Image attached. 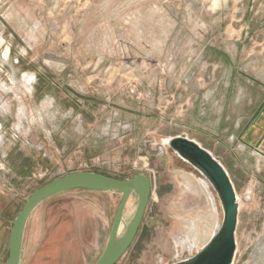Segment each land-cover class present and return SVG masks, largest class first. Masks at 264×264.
Instances as JSON below:
<instances>
[{
  "label": "rangeland",
  "instance_id": "obj_1",
  "mask_svg": "<svg viewBox=\"0 0 264 264\" xmlns=\"http://www.w3.org/2000/svg\"><path fill=\"white\" fill-rule=\"evenodd\" d=\"M0 45V264L31 192L84 171L152 182L115 264L194 255L222 211L210 186L217 210L206 189L197 197L188 187L184 177L202 176L165 143L177 135L208 150L233 183L232 264H264V156L240 137L264 82V0H0ZM120 197L45 198L25 223L19 264H94ZM136 204L132 192L124 223Z\"/></svg>",
  "mask_w": 264,
  "mask_h": 264
},
{
  "label": "water",
  "instance_id": "obj_2",
  "mask_svg": "<svg viewBox=\"0 0 264 264\" xmlns=\"http://www.w3.org/2000/svg\"><path fill=\"white\" fill-rule=\"evenodd\" d=\"M168 147L191 165L214 190L221 207L222 218L208 241L196 253L172 264H232L235 250V230L238 222V198L224 166L198 142L177 135L165 140ZM152 182L143 174L118 179L95 172H74L55 178L33 190L17 213L9 234L8 256L5 264H19L25 223L32 209L45 198L75 189L118 191L121 194L116 207L107 243L94 264H115L134 240L141 224L151 193ZM135 192L137 204L128 229L120 242L112 247L121 222L128 196Z\"/></svg>",
  "mask_w": 264,
  "mask_h": 264
},
{
  "label": "crops",
  "instance_id": "obj_3",
  "mask_svg": "<svg viewBox=\"0 0 264 264\" xmlns=\"http://www.w3.org/2000/svg\"><path fill=\"white\" fill-rule=\"evenodd\" d=\"M256 83L259 85L257 95L253 96L252 105L247 106H252V109L240 137L243 143L264 156V82L257 80Z\"/></svg>",
  "mask_w": 264,
  "mask_h": 264
},
{
  "label": "flooded vegetation",
  "instance_id": "obj_4",
  "mask_svg": "<svg viewBox=\"0 0 264 264\" xmlns=\"http://www.w3.org/2000/svg\"><path fill=\"white\" fill-rule=\"evenodd\" d=\"M184 177V176H183ZM185 180H187L188 187L194 192V194L198 197L205 189L207 190V196L211 199L212 205L214 206L215 210H217V206L215 204V199L212 195V192L208 186V183L201 178H197L198 180H192L189 177H184ZM204 181V184L201 183ZM218 226V223L216 224V227ZM211 237V236H210ZM208 241V240H207ZM206 241V242H207Z\"/></svg>",
  "mask_w": 264,
  "mask_h": 264
},
{
  "label": "bare ground",
  "instance_id": "obj_5",
  "mask_svg": "<svg viewBox=\"0 0 264 264\" xmlns=\"http://www.w3.org/2000/svg\"><path fill=\"white\" fill-rule=\"evenodd\" d=\"M1 46V45H0ZM7 52H5L6 54ZM9 53V52H8ZM8 57V56H7ZM24 81V80H23ZM167 140V139H166ZM203 179V178H201ZM205 180V179H204ZM206 181V180H205ZM207 182V181H206ZM204 184V181L201 182ZM209 186V185H208ZM128 226H129V223L126 224L124 223L123 221V218L121 219V222L118 226V229H117V232H116V235L114 237V240H113V243H112V247H115L119 242L120 240L122 239V237L124 236V234L126 233L127 229H128Z\"/></svg>",
  "mask_w": 264,
  "mask_h": 264
}]
</instances>
